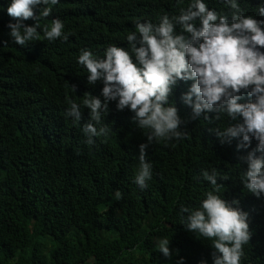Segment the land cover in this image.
<instances>
[{
  "label": "trees",
  "instance_id": "1",
  "mask_svg": "<svg viewBox=\"0 0 264 264\" xmlns=\"http://www.w3.org/2000/svg\"><path fill=\"white\" fill-rule=\"evenodd\" d=\"M205 3L229 14L223 0ZM239 4L246 15L264 19L256 12L264 0ZM7 5L0 0V264H177L181 257L183 264H212L211 242L180 223V208L197 207L212 190L200 175L212 169L219 173L218 194L248 213L251 235L241 264H264V197L248 192L240 179L247 167L240 158L256 141L248 149H237L238 138L221 144L213 129L226 126L227 117L194 118L180 100L192 81H178L169 95L186 136L147 149L152 178L143 191L133 180L145 130L135 126L133 113L109 102L101 115L108 135L94 137L92 145L81 131L89 110L81 106L77 124L65 116L68 100L81 104L86 92L99 96L103 86L87 83L76 62L81 48L102 57L109 45L127 47L134 21L179 15L188 0H58L37 32L42 37L41 29L59 18L68 39L24 45L8 35L6 24L15 20ZM160 238L169 239L168 257L155 246Z\"/></svg>",
  "mask_w": 264,
  "mask_h": 264
},
{
  "label": "clouds",
  "instance_id": "2",
  "mask_svg": "<svg viewBox=\"0 0 264 264\" xmlns=\"http://www.w3.org/2000/svg\"><path fill=\"white\" fill-rule=\"evenodd\" d=\"M223 2L230 10L228 15L209 8L205 0H188L187 8H180L179 15H162L158 23L134 21L135 30L124 37L127 47L109 45L102 57L88 48L79 51L76 62L85 69L87 83L100 81L103 86L99 96L86 92L81 104L68 100L65 116L77 124L82 118L81 106L89 110L81 131L85 144L92 145L94 137L108 135L101 115L107 114L109 102H114L118 111L128 109L133 113L135 126L145 130V142L138 145L139 163L133 180L141 191L152 178L147 149L154 141L167 143L186 136L179 130L181 119L169 95L178 81H192L180 100L194 118L203 114L208 120V113L217 114L213 120L227 117L226 126L213 129L221 144L238 138L237 149H248L251 141H256L255 148L240 158L247 165L240 179L248 192L264 197V19L246 15L239 0ZM57 3L8 0L4 11L15 20L6 24L12 41L18 45L57 38L66 41L69 33L59 18L41 29L42 37L37 32L39 21ZM256 12L264 17V5H258ZM28 19L33 21L31 25L24 23ZM177 25L180 31H176ZM72 90L75 92L74 87ZM245 95L247 100L238 102ZM200 175L213 188L197 207L180 208V223L211 242L215 249L212 264H241L243 246L251 235L248 213L234 206L238 201L229 202L218 194L216 169L202 170ZM121 195L117 190L114 198L119 200ZM168 244L167 238L155 242L165 257L170 255ZM177 264H183L182 257Z\"/></svg>",
  "mask_w": 264,
  "mask_h": 264
}]
</instances>
